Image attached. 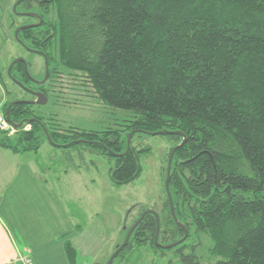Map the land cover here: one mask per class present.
<instances>
[{"label": "trees", "instance_id": "trees-1", "mask_svg": "<svg viewBox=\"0 0 264 264\" xmlns=\"http://www.w3.org/2000/svg\"><path fill=\"white\" fill-rule=\"evenodd\" d=\"M17 10L43 18L41 27L19 38L47 55V82L66 72L87 80L105 105L127 113L129 132L185 134L186 143L174 155L170 190L189 238L208 237L210 254L221 258L216 264H264V0H25ZM6 76L48 95L47 83L30 82L22 63L12 79ZM0 78L5 87L1 72ZM11 103L3 106L5 119ZM10 116L12 126L24 123L13 128L14 138L0 132V148L14 153L38 152L47 140L40 124L28 123L32 118L43 123L54 147L85 140L77 144L104 154L128 148L117 130L62 134L33 106L12 105ZM165 137L173 144L168 163L183 137ZM145 152L109 153L115 162L111 181L124 186L137 180ZM169 204L167 197L162 245L185 235ZM156 226L147 216L118 258L135 243L160 250L154 246ZM174 248L178 264H200L185 242ZM65 251L69 263L77 264L70 241Z\"/></svg>", "mask_w": 264, "mask_h": 264}, {"label": "rangeland", "instance_id": "rangeland-1", "mask_svg": "<svg viewBox=\"0 0 264 264\" xmlns=\"http://www.w3.org/2000/svg\"><path fill=\"white\" fill-rule=\"evenodd\" d=\"M17 1L0 0V72L9 91V102L31 99L30 95L24 94L6 76L16 59H26L35 79L41 80L45 74L44 59L28 53L14 39L16 29L35 22L29 17L13 16ZM49 17L56 20L54 8H51ZM66 73L47 82L49 101L43 106H33V110L50 127L60 129L62 134L72 136L75 132L117 130L120 131L122 141L128 145L133 131L129 132L126 128L129 125L127 113L105 105L87 80L79 77L74 79ZM134 131L131 148L147 152L140 156L141 176L124 186H117L111 181L110 170L115 162L109 157L110 152L104 154L102 150L82 144L68 148L54 147L47 140L43 141L38 175L44 182L51 184L59 195L61 206L57 204L54 207L55 211L60 212L63 222L61 229H54L55 223H51V219L55 213L50 216L48 207L42 211L44 218L39 227L41 232L33 240L34 245L31 244L35 247L34 256L40 264H68L63 249L67 240L72 241L77 248V264H107L116 249L125 242L134 223L146 211L153 210L158 214L161 232V224L167 213L166 157L173 144L168 137ZM9 136L14 138L15 133ZM30 155L35 157L34 153ZM57 233H67V236L57 239ZM187 239L184 241L185 246L189 250H196L200 264H216L221 260L210 254L212 242L208 237L198 238L192 234ZM158 243L162 244L160 240ZM160 250H155L151 243H135L132 250L116 259L114 264L179 263L177 248Z\"/></svg>", "mask_w": 264, "mask_h": 264}, {"label": "crops", "instance_id": "crops-1", "mask_svg": "<svg viewBox=\"0 0 264 264\" xmlns=\"http://www.w3.org/2000/svg\"><path fill=\"white\" fill-rule=\"evenodd\" d=\"M5 87L0 78V115H3V106L8 102ZM40 150L14 153L0 148V264H18L17 259L21 255L30 257L34 264H40L34 256L35 247L32 245L33 240L40 235L39 227L44 218L42 211L46 207L50 216L55 213L51 219V223H55L53 228L61 229L63 219L54 207L57 204L61 206L60 197L51 184L44 182L38 175L41 165ZM31 153H34L35 157H32ZM46 224L49 225L47 221ZM66 234L57 233V239L67 236ZM68 241L70 240L66 242ZM66 242L63 249L67 258ZM70 242L73 245V242ZM74 248L77 250L75 246ZM67 261L70 264L68 258Z\"/></svg>", "mask_w": 264, "mask_h": 264}, {"label": "water", "instance_id": "water-1", "mask_svg": "<svg viewBox=\"0 0 264 264\" xmlns=\"http://www.w3.org/2000/svg\"><path fill=\"white\" fill-rule=\"evenodd\" d=\"M25 0H18L16 2V4L14 5V8H13V11L16 15L18 16H24V17H29V18H35L37 19L39 22L37 24H31V25H26V26H21L19 27L16 32H15V38L16 40L24 47V49L28 52H31V53H36V54H39L41 55L44 59H45V76L43 78L42 81H39L37 79H35L34 77H32V75L30 74V71H29V64L27 63L26 59L25 58H18L16 59L9 67L8 69V74L10 77H12V68L15 64H18V63H22L24 65V69H25V72L28 76V78L31 80V82H33L34 84L36 85H40V86H44L48 79H49V76H50V71H49V60H48V57L45 53L43 52H40V51H36V50H32L30 48H28L19 38V33L26 30V29H31V28H37V27H40L43 25V18L37 14V13H21V12H18V6ZM18 85L23 88L26 92H30V93H33L34 97L36 98L35 100H18V101H14L12 102L8 108H7V112H6V119L7 121L12 124V121H11V116H10V109L12 107V105H15V104H25V105H28V106H43V105H46L49 101V98L48 96L43 93V92H33L30 88H27L25 87L22 83L20 82H17ZM38 123L42 126V128L44 129L45 131V134H46V138L48 140V142L54 146H56L55 143H53V141L51 140L50 136H49V133L47 131V129L43 126V124L37 120L36 118H32L31 120H28V123ZM23 123L24 122H21L17 125H14L15 128L19 129L23 126ZM140 133H145V134H148V135H153V136H165V135H173V136H180V137H183V141L178 145V146H175L172 151H171V154L169 156V161H168V169H167V179L165 181V188H166V191H167V194H168V198H169V202H170V207H171V212H172V215L175 219V221L181 226V228L184 230L185 232V235L184 237L179 240L178 242H175L173 244H169V245H162L160 243H158V240H159V232H160V220H159V216L158 214L151 210V211H146L145 213L142 214L141 218L133 225V227L130 229L127 237H126V240L125 242L117 248V250L114 252V254L111 256V258L109 259L108 263L107 264H114V261L118 258V256L125 250V248L128 246L129 242H130V239L134 233V231L136 230V228L140 225V223L145 219V217L149 214L153 215L154 218L156 219V234H155V245L159 248H161L162 250H169V249H172L180 244H182L187 238H188V230L178 221L177 217H176V214H175V209H174V203H173V198H172V194H171V191H170V181H171V171H172V164H173V159H174V155L175 153L177 152L178 149H180L185 143H186V136L185 134H183L182 132H169V131H160V132H147V131H143V130H139ZM135 133V131H133L129 137V140H128V148H127V151L124 153V154H117V153H114L112 151H110L111 154H113L115 157H118V156H123L125 155L131 148V138L133 137V134ZM73 143L77 144V143H89L85 140H80V141H74L72 142L71 144H68V145H64L63 147H69L70 145H72ZM57 147H62V146H57Z\"/></svg>", "mask_w": 264, "mask_h": 264}, {"label": "built area", "instance_id": "built-area-1", "mask_svg": "<svg viewBox=\"0 0 264 264\" xmlns=\"http://www.w3.org/2000/svg\"><path fill=\"white\" fill-rule=\"evenodd\" d=\"M13 127L6 121L4 115H0V132L6 133V134H12L13 133ZM18 264H34L30 257L21 255L17 259Z\"/></svg>", "mask_w": 264, "mask_h": 264}, {"label": "flooded vegetation", "instance_id": "flooded-vegetation-1", "mask_svg": "<svg viewBox=\"0 0 264 264\" xmlns=\"http://www.w3.org/2000/svg\"><path fill=\"white\" fill-rule=\"evenodd\" d=\"M25 13H29V12H25ZM31 13V12H30ZM33 13V12H32ZM21 17H24V16H21ZM31 19H33L35 22L34 23H31V24H37L39 21L37 20V19H35V18H31ZM31 24H27V25H31ZM26 26V25H25ZM41 27V26H40ZM37 28H39V27H37ZM23 47V46H22ZM24 48V47H23ZM25 50V49H24ZM28 52V51H27ZM28 53H31V52H28ZM34 54H36V53H34ZM36 55H39V54H36ZM40 57H42L41 55H39ZM43 58V57H42ZM44 59V58H43ZM44 61H45V59H44ZM17 64H15L14 66H13V68L16 66ZM13 68H12V71H13ZM50 74V73H49ZM44 76H45V74H44ZM10 77V76H9ZM11 78V77H10ZM12 79V78H11ZM43 79H41V80H39V81H42ZM13 81V80H12ZM30 82H31V80H30ZM33 83V82H32ZM34 84V83H33ZM26 85H29V83L28 84H26ZM36 85V84H35ZM40 86V85H39ZM31 90L33 91V92H43L42 90H36V89H32L31 88ZM24 92H26V91H24ZM26 93H28L30 96H31V99H28V100H35L36 98L34 97V95H33V93H30V92H26ZM44 93V92H43ZM14 101H18V100H14ZM14 101H12V102H14ZM43 124V123H42ZM44 126V125H43ZM149 215H151V214H149ZM149 215H147V216H149ZM146 216V217H147ZM151 216H153V215H151ZM145 217V218H146ZM154 217V216H153ZM142 223V222H141ZM135 224V223H134ZM138 228V227H137ZM136 228V229H137Z\"/></svg>", "mask_w": 264, "mask_h": 264}]
</instances>
